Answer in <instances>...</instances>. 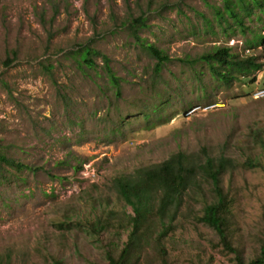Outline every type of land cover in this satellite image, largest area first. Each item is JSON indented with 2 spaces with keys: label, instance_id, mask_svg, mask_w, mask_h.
I'll use <instances>...</instances> for the list:
<instances>
[{
  "label": "rangeland",
  "instance_id": "374dc122",
  "mask_svg": "<svg viewBox=\"0 0 264 264\" xmlns=\"http://www.w3.org/2000/svg\"><path fill=\"white\" fill-rule=\"evenodd\" d=\"M262 4V12L252 5L241 35L215 21L224 0H0V155L27 167L17 172L0 162L3 264H50L52 256L106 264L109 237L93 243L76 227H59L63 214L83 208L89 196L115 203L116 175L175 152L193 162L231 159L222 182L232 203L231 241L245 261L256 255L264 238V172L243 162L257 156L249 152L250 132L264 126V99L251 92L264 76L225 85L195 60L214 46L239 54L253 33L263 35ZM138 17L146 25L139 37L169 58L156 75L155 60L129 29ZM82 47L108 57L119 96L100 56L94 68L79 61ZM83 166L96 176L83 178ZM200 185L203 192L184 197L188 208L164 241L168 263L236 264L195 219L210 200L208 184ZM125 240L120 234L118 243ZM141 256L136 264H160L151 249Z\"/></svg>",
  "mask_w": 264,
  "mask_h": 264
},
{
  "label": "trees",
  "instance_id": "16d2710c",
  "mask_svg": "<svg viewBox=\"0 0 264 264\" xmlns=\"http://www.w3.org/2000/svg\"><path fill=\"white\" fill-rule=\"evenodd\" d=\"M252 5L258 11H263L262 0H224V7L214 11L215 21L223 32L233 33L234 26L243 35L244 31L249 30L244 25V19L251 17ZM142 28H146L143 18L131 21L129 29L132 36L140 48L155 60L153 73L156 75L169 58L139 37L138 32ZM244 43L245 47L239 54L227 46H214L195 62H203L208 66L210 74L225 85L232 81H244L253 76L261 66L260 57L254 51L260 44L264 45V36L253 33L252 38ZM78 56L79 61L87 68H94L93 58L100 56L102 71L109 85L116 96L120 95V81L112 71L107 56L89 47H82ZM254 77L249 79V84L255 81ZM250 137L252 144L249 152L257 151V156H248L243 164L248 168H261L264 172V126L251 131ZM189 161L190 158L183 152H175L162 162L137 167L130 173L118 174L111 181L115 203L107 197L100 200L89 196L84 200L83 208L76 209L69 215L65 212V220L58 225L78 228L93 243H101V234H105V237L107 235L109 239L104 247L106 264H136L148 249L156 254L160 264H169L164 241L177 227L183 207L188 208L184 197L191 192H203L200 185L203 181L208 184L210 200L209 203L203 202L196 221L214 231L222 249L234 254L236 264H264V238L256 255L248 261L242 258L240 250L231 241L232 203L222 184L223 176L233 167L231 159L223 155H207L201 161ZM0 162L17 172L27 169L1 155ZM127 207L130 208V213L126 212ZM120 234L126 235L125 242L121 244L118 243ZM50 261V264H64L63 259L53 256ZM0 264H3L1 257Z\"/></svg>",
  "mask_w": 264,
  "mask_h": 264
},
{
  "label": "built area",
  "instance_id": "2783aa9c",
  "mask_svg": "<svg viewBox=\"0 0 264 264\" xmlns=\"http://www.w3.org/2000/svg\"><path fill=\"white\" fill-rule=\"evenodd\" d=\"M258 50L260 51L261 60L263 62V68H262L261 72L264 73V45H260L258 47ZM248 52L249 51L247 50L246 53H248ZM251 98L253 100L264 99V86L254 89L251 92ZM81 175L83 178H87V179L94 178L96 176L95 172L91 168H89V166H85V167L83 166V169L81 171Z\"/></svg>",
  "mask_w": 264,
  "mask_h": 264
},
{
  "label": "clouds",
  "instance_id": "9594fccd",
  "mask_svg": "<svg viewBox=\"0 0 264 264\" xmlns=\"http://www.w3.org/2000/svg\"><path fill=\"white\" fill-rule=\"evenodd\" d=\"M264 35V34H263ZM261 45V44H260ZM259 45V46H260ZM258 46V47H259ZM258 47H257V50H258ZM259 54H260V52H259ZM259 62L261 63V66H260V68H259V70H257L256 72H255V74H254V76L257 78H261V77H263L264 76V73H262L261 72V70H262V68H263V62H262V60H261V54H260V59H259ZM264 86V85H263ZM262 87V86H261Z\"/></svg>",
  "mask_w": 264,
  "mask_h": 264
}]
</instances>
